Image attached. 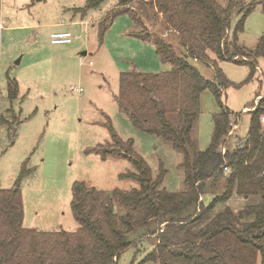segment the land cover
I'll return each mask as SVG.
<instances>
[{"label": "rangeland", "instance_id": "obj_1", "mask_svg": "<svg viewBox=\"0 0 264 264\" xmlns=\"http://www.w3.org/2000/svg\"><path fill=\"white\" fill-rule=\"evenodd\" d=\"M215 1L222 9L232 4V0ZM125 2L104 0L97 7H87L89 0H0V118L4 119L0 124V188L13 187L27 168L21 185L26 229H78L75 183L107 196L139 189L138 158L149 166L152 179L160 180L161 188L169 192L187 188L186 153L136 124L118 101L124 72L159 74L172 69V62L158 52V38L183 53L176 32L164 36L161 17L166 16L161 13L165 5L175 0ZM251 3L255 6L238 33V43L250 50L264 34L262 0H239L231 9L229 31L231 35ZM74 15L73 20L87 17L91 22L86 27L67 25ZM65 30L72 32L73 41L54 44L51 34ZM244 53L237 61L217 60L226 82L213 65L192 59L207 80L225 83L221 100L230 110L229 128L238 120L227 142L229 150L248 135L252 113L244 107L252 106L256 95L264 92V56L257 58L254 68L249 61L255 58ZM10 85L17 89L14 98L9 95ZM75 86H82L84 92L72 91ZM220 110L214 90L205 88L192 131L198 149L211 145L214 117ZM149 123L157 125L154 115L149 116ZM188 150L191 155L192 149ZM212 198L205 196L207 202ZM259 201L258 195L234 193L226 205L237 211ZM155 244V238H144L124 251L117 264H156L144 261ZM257 264H262L261 258Z\"/></svg>", "mask_w": 264, "mask_h": 264}, {"label": "trees", "instance_id": "obj_2", "mask_svg": "<svg viewBox=\"0 0 264 264\" xmlns=\"http://www.w3.org/2000/svg\"><path fill=\"white\" fill-rule=\"evenodd\" d=\"M103 1L89 0L87 7H97ZM238 2L232 0L226 9L215 0H175L169 8L165 5L163 20L170 32H176L183 53L158 38V52L172 62V69L159 74L137 70L122 74L121 109L136 124L162 135L186 153L187 188L182 192L161 188L160 180H153L149 166L138 158L139 189L107 196L85 191V185L76 182L73 207L79 228L41 231L23 227L25 167L13 187L0 188V264H117L124 251L149 237L155 238L156 244L144 261L156 264H257L259 258L264 264V97L251 111L243 143L224 153L231 128L230 110L221 100L225 83L207 80L192 63L193 59L213 65L224 82L218 59L237 61L247 52L255 58L249 61L255 68L257 58L264 56V34L255 49L238 43V33L255 6L251 3L229 35L231 9ZM262 4L264 8V0ZM207 87L216 93L221 110L214 117L211 145L200 150L192 131L200 113L201 93ZM16 90L9 86L10 98ZM150 115L155 116L157 125L149 123ZM3 120L1 117L0 124ZM114 137L119 141L115 133ZM188 149H192L191 155ZM234 193L258 195L260 201L236 211L226 205ZM208 194L213 196L209 202L205 200Z\"/></svg>", "mask_w": 264, "mask_h": 264}, {"label": "built area", "instance_id": "obj_3", "mask_svg": "<svg viewBox=\"0 0 264 264\" xmlns=\"http://www.w3.org/2000/svg\"><path fill=\"white\" fill-rule=\"evenodd\" d=\"M73 34L71 31L65 30V31H55L51 34V41L54 44H68L71 43L73 41ZM72 91L82 94L84 92V89L82 86H75L71 88ZM261 123H262V132L264 134V114L261 116ZM237 127V125H235V123H231V128L230 131L228 132L227 135V139L233 135L235 128ZM226 144L224 145L223 148V152H226ZM230 171V169L228 167H225V171Z\"/></svg>", "mask_w": 264, "mask_h": 264}, {"label": "crops", "instance_id": "obj_4", "mask_svg": "<svg viewBox=\"0 0 264 264\" xmlns=\"http://www.w3.org/2000/svg\"><path fill=\"white\" fill-rule=\"evenodd\" d=\"M79 9V8H78ZM76 17V15H74V17L73 18H70V21L68 22V21H62V23L63 22H65V23H67V25H73V26H77V25H84L85 27L91 22L90 20H88L87 19V17H81L80 18V20H73L74 18ZM162 17V19H163V16H161ZM73 20V21H72ZM164 21V20H163ZM62 23L60 22V23H58V25H62ZM165 23V22H164ZM63 25H64V23H63ZM0 26H3V25H1L0 24ZM168 32H170V30L167 28V26H166V24H165V31H164V36H166L167 35V33ZM142 36V35H141ZM258 64L259 65H257V71H258V73H263V70H262V68L260 67V62H258ZM222 92L223 93H225V90L222 88ZM262 97H264V92H259L257 95H256V97L254 98V105H252V106H245L244 107V109L243 110H245V111H247V110H251V111H253L254 109H255V106L258 104V102H259V100L262 98ZM251 111H248V112H251ZM243 112V111H242ZM233 123H235V125H238V120H236L235 122H233ZM237 128V127H236ZM236 128H235V130H236ZM235 132V131H234ZM234 134V133H233ZM232 136V135H231ZM229 139V138H228ZM228 139H227V142H228ZM243 139L244 138H240V139H238V142L240 141H243ZM237 142V143H238ZM226 146H227V143H226Z\"/></svg>", "mask_w": 264, "mask_h": 264}, {"label": "water", "instance_id": "obj_5", "mask_svg": "<svg viewBox=\"0 0 264 264\" xmlns=\"http://www.w3.org/2000/svg\"><path fill=\"white\" fill-rule=\"evenodd\" d=\"M83 54L86 55V54H87V51H84ZM19 61H20V59L18 60V62H19Z\"/></svg>", "mask_w": 264, "mask_h": 264}]
</instances>
